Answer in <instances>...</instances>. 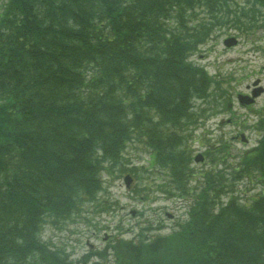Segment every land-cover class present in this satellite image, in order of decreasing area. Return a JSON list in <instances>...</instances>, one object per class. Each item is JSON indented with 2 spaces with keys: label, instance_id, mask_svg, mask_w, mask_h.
<instances>
[{
  "label": "trees",
  "instance_id": "trees-1",
  "mask_svg": "<svg viewBox=\"0 0 264 264\" xmlns=\"http://www.w3.org/2000/svg\"><path fill=\"white\" fill-rule=\"evenodd\" d=\"M245 1H229L233 9L227 0L5 1L0 264H72L65 249L44 243L42 224L95 201L100 173L124 172L122 151L134 141L192 203L165 236L116 239L113 264H264V114L257 145L232 166L261 187L248 204H223L221 170L196 174L189 165L191 126L204 112L193 106L209 98L211 78L188 57L217 26L257 13L264 20V0ZM216 145L206 153L224 162L227 148Z\"/></svg>",
  "mask_w": 264,
  "mask_h": 264
},
{
  "label": "rangeland",
  "instance_id": "rangeland-1",
  "mask_svg": "<svg viewBox=\"0 0 264 264\" xmlns=\"http://www.w3.org/2000/svg\"><path fill=\"white\" fill-rule=\"evenodd\" d=\"M3 1L0 0V9ZM227 1L231 9L234 6L229 1L249 3L245 0ZM256 18L251 20L241 17L238 24H235L236 21H230L229 24L217 28L201 50L192 56L194 61L205 66L215 80L210 87L209 98L200 101L201 107H205V115L194 132V139L202 136L201 141H211L209 143L217 139H227L226 144L231 145V152L236 157L242 149L255 144L257 135L253 134L251 129L253 130L255 121L263 113L264 20L260 13L256 14ZM231 35L238 38V43L235 46L224 47L223 38ZM254 81L258 82L253 84ZM255 86H261L263 91L255 98L253 104L241 105L238 102V95L249 94ZM196 103H199V100H196ZM248 125L252 126L248 129ZM240 132L245 133L248 138L246 143H242L239 138H233ZM192 146L195 153L205 149V145L199 144L196 140ZM147 152L144 146L134 142L127 146L123 157L125 168L131 167V164L137 168L140 166L137 177L141 179L132 178L129 187L139 189L138 194L125 188L122 179L124 174L120 176L115 170H103L100 173L103 189L93 203H85L82 211L74 214L70 220H61L59 223L46 220L43 225V236L47 243L67 247L74 261L81 259L90 249L101 250L109 245L111 241L105 243L103 237L120 239L122 230L124 239L141 233L147 236L167 235L175 223L174 217L184 211V202L178 200V197H167L166 193L160 191L163 187L159 184L163 182L165 184L167 180L162 170L147 168ZM205 164L207 161L204 164H195L196 169L202 170L201 166ZM253 186L239 182L236 185V189L238 188L236 193L245 200L259 190L258 186L252 188ZM161 226L163 228L159 229ZM96 264L109 262L105 260Z\"/></svg>",
  "mask_w": 264,
  "mask_h": 264
},
{
  "label": "water",
  "instance_id": "water-1",
  "mask_svg": "<svg viewBox=\"0 0 264 264\" xmlns=\"http://www.w3.org/2000/svg\"><path fill=\"white\" fill-rule=\"evenodd\" d=\"M224 43L227 44V45H230V44L234 43V39H226V40L224 41ZM253 94H255V93H253ZM195 159L197 160L198 157H196ZM124 181H125V184L128 185V183H129V181H130V177H129V176H125V177H124Z\"/></svg>",
  "mask_w": 264,
  "mask_h": 264
}]
</instances>
